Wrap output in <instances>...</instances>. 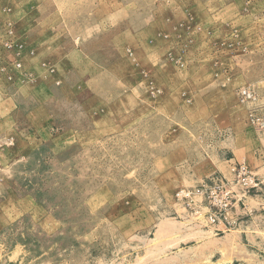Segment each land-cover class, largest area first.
I'll return each instance as SVG.
<instances>
[{
  "label": "rangeland",
  "instance_id": "374dc122",
  "mask_svg": "<svg viewBox=\"0 0 264 264\" xmlns=\"http://www.w3.org/2000/svg\"><path fill=\"white\" fill-rule=\"evenodd\" d=\"M8 23L0 264H264V232L215 236L173 200L223 159L264 181L237 96L264 93V0H0Z\"/></svg>",
  "mask_w": 264,
  "mask_h": 264
},
{
  "label": "built area",
  "instance_id": "2783aa9c",
  "mask_svg": "<svg viewBox=\"0 0 264 264\" xmlns=\"http://www.w3.org/2000/svg\"><path fill=\"white\" fill-rule=\"evenodd\" d=\"M0 47L4 50H15L20 56L24 45L8 23L3 27L0 36ZM9 66L19 71L21 61L16 57L10 60ZM6 65L0 66L5 72ZM7 71V70H6ZM10 78V77H8ZM237 96L247 108V128L253 132L264 133V93L262 96L251 88H240ZM231 177L212 174L194 187L180 188L174 192L173 200L183 208L186 219L194 226L205 222L215 236L227 235L236 230L243 221L253 216L246 205L247 197L257 193L261 182L245 163L229 162ZM264 217V203L260 210Z\"/></svg>",
  "mask_w": 264,
  "mask_h": 264
},
{
  "label": "crops",
  "instance_id": "0c3cea01",
  "mask_svg": "<svg viewBox=\"0 0 264 264\" xmlns=\"http://www.w3.org/2000/svg\"><path fill=\"white\" fill-rule=\"evenodd\" d=\"M173 26L175 28L177 27L176 24L173 25ZM250 132H253V131H250ZM259 147H260V149L259 150H256L253 154H254V157L256 158L257 162H259V166L260 167L262 166L261 170H264V145L263 144H260ZM223 160H225V163H227V164L232 161V159H229V160L223 159ZM240 163H242V162H240ZM222 164H223V162H222ZM218 168H219L218 171L220 173H222L220 171V166ZM259 181L261 182V187L257 191V193H256L257 195H254V198H256V200L262 205L264 203V181L263 180L262 181L259 180ZM251 198H253V197H251ZM246 205H247V208H248L249 211H253V214L256 211H258V210H250L249 209L248 199L246 200ZM262 219H264V218L261 215H259V216H256V217L255 216H252L251 218L247 219L246 221H243L240 224V226H239V228H242L241 238L243 239L244 234L247 237V239H249V237L257 238L258 237L257 236L258 232H260V233L264 232V221ZM256 221H259V222L254 225V222H256ZM250 230H251V233L249 232ZM247 232H249V234H250L249 237H248V233Z\"/></svg>",
  "mask_w": 264,
  "mask_h": 264
}]
</instances>
